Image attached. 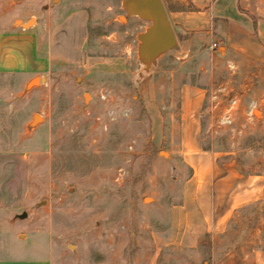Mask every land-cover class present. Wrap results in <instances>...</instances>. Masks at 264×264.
<instances>
[{
  "label": "rangeland",
  "instance_id": "rangeland-1",
  "mask_svg": "<svg viewBox=\"0 0 264 264\" xmlns=\"http://www.w3.org/2000/svg\"><path fill=\"white\" fill-rule=\"evenodd\" d=\"M136 2L0 0V33L53 58L35 83L0 74V241L13 207L52 264H264V72L211 26L146 54ZM251 178L260 198L226 215Z\"/></svg>",
  "mask_w": 264,
  "mask_h": 264
},
{
  "label": "crops",
  "instance_id": "crops-1",
  "mask_svg": "<svg viewBox=\"0 0 264 264\" xmlns=\"http://www.w3.org/2000/svg\"><path fill=\"white\" fill-rule=\"evenodd\" d=\"M161 2L174 37L177 30L196 31L201 26H211L214 39L219 45H224L222 48L225 49V55L240 71L264 72V0H161ZM34 33L33 30L30 32L15 28L9 33H0V74L22 76L25 80L32 81L46 72L52 63V54L40 47ZM190 111L189 109L187 111L188 118ZM190 131L192 130L189 128L186 133ZM257 181V178H251L236 187L228 197L226 215L245 203L260 198L261 192L257 185L253 191H246L250 183L255 184ZM230 183L229 178L222 180L219 189L229 192L232 189ZM14 211L13 207L1 211L4 219H8L9 214H12L9 230L15 246L7 248L8 245L0 241V264H52L45 249L41 246L34 247L32 229L29 232L23 229L27 222L19 229L16 227L18 215ZM2 235L3 225L0 223V238ZM22 235H25L24 239L21 238Z\"/></svg>",
  "mask_w": 264,
  "mask_h": 264
},
{
  "label": "water",
  "instance_id": "water-1",
  "mask_svg": "<svg viewBox=\"0 0 264 264\" xmlns=\"http://www.w3.org/2000/svg\"><path fill=\"white\" fill-rule=\"evenodd\" d=\"M132 10L153 20L152 27L143 35V50L146 54L156 55L174 45L173 30L161 0H137ZM38 80L36 78L33 82ZM41 80H45V78Z\"/></svg>",
  "mask_w": 264,
  "mask_h": 264
},
{
  "label": "built area",
  "instance_id": "built-area-1",
  "mask_svg": "<svg viewBox=\"0 0 264 264\" xmlns=\"http://www.w3.org/2000/svg\"><path fill=\"white\" fill-rule=\"evenodd\" d=\"M214 46L216 47V46H217V44H214Z\"/></svg>",
  "mask_w": 264,
  "mask_h": 264
}]
</instances>
